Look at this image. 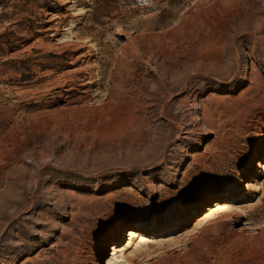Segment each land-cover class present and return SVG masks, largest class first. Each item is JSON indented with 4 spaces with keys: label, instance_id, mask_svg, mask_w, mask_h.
Here are the masks:
<instances>
[{
    "label": "rangeland",
    "instance_id": "1",
    "mask_svg": "<svg viewBox=\"0 0 264 264\" xmlns=\"http://www.w3.org/2000/svg\"><path fill=\"white\" fill-rule=\"evenodd\" d=\"M263 135L264 0H0V264H94L117 216L136 264H264V173L228 203L249 218L212 226Z\"/></svg>",
    "mask_w": 264,
    "mask_h": 264
},
{
    "label": "bare ground",
    "instance_id": "2",
    "mask_svg": "<svg viewBox=\"0 0 264 264\" xmlns=\"http://www.w3.org/2000/svg\"><path fill=\"white\" fill-rule=\"evenodd\" d=\"M48 15H50V19L46 20V23H53L54 21H57L56 26H47L46 31H53L51 33L52 36H54L59 29H60V21L57 20V18L53 15H51L50 13H48ZM56 27V28H54ZM67 36L64 35V37L60 38L61 40L66 39ZM78 70H80V68H76L71 70L70 72L76 73L78 72ZM119 73L116 72L115 73V79H113V83L115 86L118 87V94L114 95L108 92H103V88L101 87L100 92L102 93L103 98L107 99L108 102H111L113 100H115L116 98H121V99H126V93H125V89H124V84L122 83V80H120L119 78ZM90 82V81H89ZM89 82H84L82 84H80L81 88H86L87 86H89ZM68 93H70L71 91H73V89H68L66 90ZM64 92H61L58 96V98L60 100L65 101L67 104H73V103H79V102H75L72 98L71 95L68 94H63ZM106 95V96H105ZM149 99V95H147L146 97H142V96H135L134 101H132V107H133V112L136 118H139L142 111H139L137 108L139 106L140 103L145 102L146 100ZM148 106V105H147ZM147 108V107H146ZM163 116L167 115L166 112H162ZM206 113H204L205 115ZM18 128H20V126L18 125ZM8 139V137H2L0 138V161H4L6 159H8L10 157V153L4 151L1 146L3 145V143ZM264 150V135L261 136L259 138V140L256 142V146L254 148V152L252 154V158L250 161V164L248 166V168L245 170L246 171V175L248 177V179H250V182L248 184H245L243 179L241 180V182L237 185V187L235 189H233L232 191H230L229 193H225V199H226V204H224V206L222 207L223 211H228L229 213L226 215V218L220 217V220H214L212 226L215 228L220 227L222 224V221L227 220L228 222H232L237 223L238 219L240 218H249L250 214H248L245 210L242 211V213L240 215H236L235 212V208L233 207V205L228 204L233 202L236 197H238V194L240 192H242L243 187L247 186V188L250 190V192L252 194L260 192L261 190V185L263 184V182H261L259 180V177H261V174L264 173V157L261 156L262 152ZM262 169V171H261ZM262 183V184H261ZM7 199H4V201L0 204V208L2 209L1 214L4 215V207H5V203H6ZM20 202L21 200H17L15 201V204L20 206ZM202 202L198 201V203L194 202L191 203L189 201H184V202H180L177 204H173V205H169V206H165L164 210L158 214H156L155 218L153 220L150 221V224H148V228L150 229H161L163 228V224L168 223L170 220H172L176 215L178 214H182V213H186L189 209H194V210H199V207L202 206ZM214 205V204H213ZM218 205V204H217ZM209 210L212 211V208L207 207ZM216 215V213H212L211 216ZM215 217V216H214ZM133 224L130 223L129 220L121 218V216H117V218H115L114 220H112V224L110 226V228H108V231L101 236L99 243H98V247H97V251H96V255H94L95 261L94 264H136L135 262H133L132 260H130L127 256H124L125 251L127 248L131 247L129 246L130 244H134L135 239L141 237V239H145L143 237V233H141V231L143 232L144 230H141L140 228H131ZM129 227V229H128ZM245 227V228H244ZM244 227H240V228H231L234 232L233 235L236 233L239 234H247V229H258V226L252 224L250 222V220H247L245 223ZM128 229V230H127ZM128 232L129 233V242L126 246V248H122L121 250H117L118 246L120 245V242L122 241L123 238L128 237ZM142 235V236H141ZM264 236V234L262 235V237ZM110 243H112V245H114V247H112L111 249H113V253H112V257L108 260L105 259V255L108 254V250L110 249L109 245H111ZM118 253H120V255H117ZM118 259H124L123 261H117ZM187 261V257H183V258H179L175 264H186ZM106 262V263H105Z\"/></svg>",
    "mask_w": 264,
    "mask_h": 264
}]
</instances>
